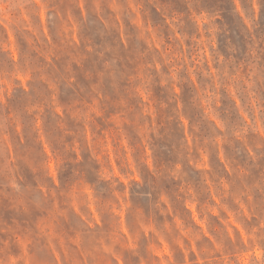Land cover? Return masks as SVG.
Segmentation results:
<instances>
[{"label":"clouds","instance_id":"1","mask_svg":"<svg viewBox=\"0 0 264 264\" xmlns=\"http://www.w3.org/2000/svg\"><path fill=\"white\" fill-rule=\"evenodd\" d=\"M0 264H264V0H0Z\"/></svg>","mask_w":264,"mask_h":264}]
</instances>
